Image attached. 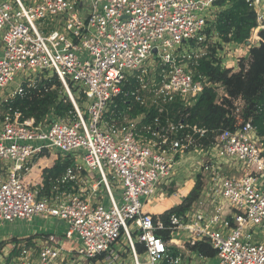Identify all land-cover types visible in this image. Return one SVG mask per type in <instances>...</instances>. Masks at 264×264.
<instances>
[{
  "label": "built area",
  "instance_id": "built-area-1",
  "mask_svg": "<svg viewBox=\"0 0 264 264\" xmlns=\"http://www.w3.org/2000/svg\"><path fill=\"white\" fill-rule=\"evenodd\" d=\"M217 1L0 0V226L54 219L87 260L111 255L122 240L132 264H186V235L190 246L207 243L217 264H264V144L239 107L233 128L206 148L237 175L213 178L211 194L171 216L167 228L143 210L171 183L182 155L204 150L197 139L206 130L189 126L179 112L205 88H220L197 70L216 42L208 30ZM247 1L264 25L261 0ZM19 73L25 80L3 97ZM38 75L57 77L73 110L35 125L20 121L9 104ZM129 102L156 114L147 123V111L131 118ZM47 155L73 164L46 194L42 179L37 187L25 176ZM166 230L167 239L157 235ZM43 244L39 261L13 245L0 249V264H55L56 247L68 252L52 238Z\"/></svg>",
  "mask_w": 264,
  "mask_h": 264
},
{
  "label": "trees",
  "instance_id": "trees-1",
  "mask_svg": "<svg viewBox=\"0 0 264 264\" xmlns=\"http://www.w3.org/2000/svg\"><path fill=\"white\" fill-rule=\"evenodd\" d=\"M215 6L219 7V12L215 15L208 31L216 36L218 42L214 43L215 46L211 50L209 49L208 55L200 59L197 70L210 83L220 85L224 95L219 97L216 88H205L191 107L179 112V117L189 126L206 130L205 135L197 139V144L206 149L212 145L219 131L233 128L234 114L239 107L242 119L250 122L264 144V30L261 29L256 33L258 43L249 48L247 59H238L236 71L223 69L220 60L216 57V49L229 44L247 46L257 28V14L247 0H218ZM238 101H240L239 106L236 105ZM129 104L133 107L127 112L131 118L147 111L138 104L131 102ZM119 106L120 110H125L127 105L119 102ZM9 107L13 112L20 113V121L32 119L35 125L49 117H62L73 110L67 94L55 76L39 84L26 86L23 97H16ZM176 107H178L177 103L174 108ZM147 113L145 123L156 114L153 108ZM71 165L68 159H58L51 168L43 169L42 181L46 194L50 186ZM199 189V183L196 182L193 190L180 205L154 217V222L160 220L166 228L169 227L171 216H181L190 209L198 198ZM157 235L167 239L169 230L157 231ZM136 250L141 254L144 248L138 244ZM190 250L204 258H214L216 254L205 242L195 243L190 246Z\"/></svg>",
  "mask_w": 264,
  "mask_h": 264
},
{
  "label": "rangeland",
  "instance_id": "rangeland-1",
  "mask_svg": "<svg viewBox=\"0 0 264 264\" xmlns=\"http://www.w3.org/2000/svg\"><path fill=\"white\" fill-rule=\"evenodd\" d=\"M12 1V0H9ZM37 24V23H36ZM262 23H257V28L254 30L253 32V36L251 38V47L255 44V42L257 41V36L256 33L261 30L260 27L264 26L262 25ZM214 40L213 42H210L208 45V49L204 50L203 53H205V55H208L210 53V50L213 46H215ZM250 47L247 46H226L223 45L221 49L217 48L216 49V57L220 60V65L221 68L223 69H234L236 68L237 70V66L235 65V63H237L236 61L238 59H241L243 57L246 56L245 59H247L248 57V50ZM210 49V50H209ZM231 65H234V68H230ZM234 70V71H236ZM50 74V73H49ZM23 75V73H19L18 77L15 79V82L11 83L9 85L8 88L4 89L3 92V97L6 96L8 93L13 92L24 80V77H21ZM200 75H202L200 73ZM46 75H38L35 79V85L36 83L39 84L40 82L50 79V78H45ZM31 77V76H30ZM50 77V75H49ZM31 84V83H30ZM221 87L216 89V92L218 94V96H223L222 92H221ZM61 95H63L62 92H60ZM75 93V92H74ZM240 105V104H239ZM81 107L83 108V105H81ZM133 109V108H132ZM134 112V111H132ZM130 116V115H129ZM51 117L47 118L50 119ZM206 153V154H205ZM213 154V153H212ZM183 158V157H182ZM56 157L49 156L47 155L46 158H42L39 159L36 164H37V170H36V166L34 167V173H32V180L31 177L28 178V180H30V182H32L33 180L37 179V175L40 174V179H42V171L43 169H47V168H51L52 163L54 164L56 162ZM41 162H43L41 164ZM70 164H73V161H70ZM40 165V166H39ZM182 167L180 170H178V175L175 178V180L180 179L179 180V185L183 184V182L188 181V180H193L194 183L198 182L200 189H199V193H198V198L197 200L201 198V200H203L205 197L202 195V193L205 194L206 191L209 192V194H211V189L213 188V178H223L225 176H231V175H237L236 171L234 170V165L231 162H227L225 159H218V158H211V155H209V153H207L206 149L203 150V152H193V153H189L187 156H185L182 159ZM42 169V170H40ZM190 171V172H188ZM88 174L94 176V172L93 171H89ZM31 175V174H30ZM29 177V175H27ZM96 176V175H95ZM96 180H98V178L95 177ZM110 179V178H109ZM112 184V183H111ZM33 185H37V187L39 186V182H35ZM113 185V184H112ZM44 189V187H43ZM177 187H175V185L172 184V186L168 189H166L165 191L167 192V194H165V196L168 198H170L171 194L173 195V192L176 190L177 191ZM44 191H46L44 189ZM102 194L105 197V192L102 189ZM115 197H117V194L115 193ZM152 197V196H151ZM151 197H149L148 199H150ZM179 200L181 197H177ZM172 200L170 202L178 201L176 198H171ZM146 199H143V201H145ZM196 200V201H197ZM195 201V202H196ZM197 203L195 204V208H194V212L196 211V209L198 208ZM206 208H207V204ZM202 210H204L202 208ZM154 218V217H153ZM187 221V220H186ZM56 223V221L54 219H45L43 221H38V220H34L33 223L31 222V224L25 223V222H14V223H5L4 225L0 226V249L2 248H6L7 250H9L11 248V246L15 245H19L20 249L24 250V253L28 252V259L30 261H39V255L41 252V248H43L45 245L43 244L45 241H48L50 238L54 239V241L56 243L61 244L65 249L68 250H61V247H56L57 249H59V251L61 252V259L62 257H65L63 260H58L56 261L55 264H132V256L131 253L128 250H125V248L123 246H121L122 240L120 241L119 245L116 246L115 250L113 251V253L111 255H103L101 257H98L96 259H92V260H87V259H83L81 258L77 252V243L79 242H75V240H69L67 239L64 235L63 232L55 230V226L57 224H53ZM39 227L38 232L34 233V229H37ZM258 230V229H256ZM255 230V231H256ZM56 231V232H55ZM25 234H28L29 236H26L27 238L25 239H21V237ZM76 238V237H75ZM77 239V238H76ZM79 241V240H78ZM186 241V235L185 237H182V242L184 244V250H181L182 253V260L184 263L186 264H217V258H201L197 252L190 250V245L188 243L185 242ZM62 247V248H63ZM175 249V248H174ZM12 257L13 258H17L20 257L15 250H13L12 248ZM118 251V256L115 255V253ZM119 253H124V255H122L121 257H119ZM188 258H190L188 260ZM9 263V261L7 262ZM162 264V263H160Z\"/></svg>",
  "mask_w": 264,
  "mask_h": 264
},
{
  "label": "crops",
  "instance_id": "crops-1",
  "mask_svg": "<svg viewBox=\"0 0 264 264\" xmlns=\"http://www.w3.org/2000/svg\"><path fill=\"white\" fill-rule=\"evenodd\" d=\"M260 5H261L260 6V11H258V13L264 15V0H261ZM218 12H219V7H217V9L214 10V16L212 18H210V21L211 22L214 21L215 15ZM252 36H253V34H252ZM214 39L216 40V42H218L216 36H214ZM257 41L255 42V44L253 46L257 45V43H258ZM231 45L232 46H238V45H234V44H229V45H226V46H231ZM247 47H251V41H250V46H247ZM243 58H246V56L243 57ZM235 65L237 66V63H235ZM234 67H235L234 65H231L230 68H234ZM234 70H236V68H234L233 71ZM221 92L224 95V92H223L222 89H221ZM187 155L188 154L182 155L181 158H180V160L178 161V163L175 165L174 175L172 176L171 183L168 184L167 186H163L161 189H158L156 191V193L149 199V202L144 206V209L143 210L146 211V212L151 213L153 217H157L159 215H162L165 211H167V210H169V209H171V208H173L175 206L180 205L183 202V200L189 195V193L195 187L196 183H194L193 180L185 181L181 185L178 184L179 183V180L181 178L178 179V180L177 179L175 180V178L177 177V175L179 173L178 170H180L181 168H183L182 165H181L182 164V159L185 156H187ZM43 158H46V157H43ZM53 165L54 164L52 163V165H50V166H53ZM35 166H37V164H35ZM188 172H190V171H188ZM32 173H34V169L31 171V173H30L31 175L29 174V177L27 175L25 176V182H27L29 185H33L35 182H39L40 183V176H39V174L37 175V179L33 180L32 182H30V180H28V178H30V177H31V180H32ZM172 184L175 185V187H177L178 189H177V191L175 190L173 192V195L171 194L170 198L167 199V197H166L167 195L165 196V194H167V192L165 190L168 189L169 186L171 187ZM173 197L176 198L178 201H175L174 200L173 202H170L172 200L171 198H173ZM177 197H181L180 200ZM207 213H208V211L205 214H207ZM38 221H40V220H38ZM28 224H31V223H28ZM53 224L54 225L57 224L55 226L56 227L55 230H58V231L63 232L62 223L56 221V223H53ZM38 230H39V227L37 229H34V233L38 232ZM26 236H29V235L28 234H25V235H23L21 237V239L27 238ZM6 251H10V249L9 250L6 249Z\"/></svg>",
  "mask_w": 264,
  "mask_h": 264
},
{
  "label": "water",
  "instance_id": "water-1",
  "mask_svg": "<svg viewBox=\"0 0 264 264\" xmlns=\"http://www.w3.org/2000/svg\"><path fill=\"white\" fill-rule=\"evenodd\" d=\"M247 46H250V42L247 43Z\"/></svg>",
  "mask_w": 264,
  "mask_h": 264
},
{
  "label": "bare ground",
  "instance_id": "bare-ground-1",
  "mask_svg": "<svg viewBox=\"0 0 264 264\" xmlns=\"http://www.w3.org/2000/svg\"><path fill=\"white\" fill-rule=\"evenodd\" d=\"M43 162H41V164H42ZM40 166V165H39ZM37 170V169H36Z\"/></svg>",
  "mask_w": 264,
  "mask_h": 264
}]
</instances>
